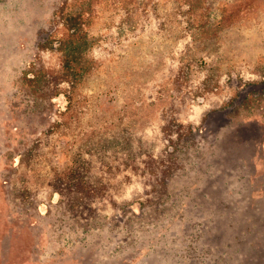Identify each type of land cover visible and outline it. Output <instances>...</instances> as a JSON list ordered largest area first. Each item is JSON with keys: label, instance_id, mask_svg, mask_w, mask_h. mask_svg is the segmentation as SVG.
Returning a JSON list of instances; mask_svg holds the SVG:
<instances>
[{"label": "rangeland", "instance_id": "374dc122", "mask_svg": "<svg viewBox=\"0 0 264 264\" xmlns=\"http://www.w3.org/2000/svg\"><path fill=\"white\" fill-rule=\"evenodd\" d=\"M0 264H264V0H0Z\"/></svg>", "mask_w": 264, "mask_h": 264}, {"label": "trees", "instance_id": "16d2710c", "mask_svg": "<svg viewBox=\"0 0 264 264\" xmlns=\"http://www.w3.org/2000/svg\"><path fill=\"white\" fill-rule=\"evenodd\" d=\"M73 21H74V20H73ZM70 28L73 29V30H75L77 27H76V25H73V26H71Z\"/></svg>", "mask_w": 264, "mask_h": 264}]
</instances>
